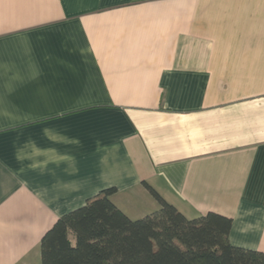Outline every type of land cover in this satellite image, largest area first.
Segmentation results:
<instances>
[{"label": "crops", "instance_id": "obj_1", "mask_svg": "<svg viewBox=\"0 0 264 264\" xmlns=\"http://www.w3.org/2000/svg\"><path fill=\"white\" fill-rule=\"evenodd\" d=\"M144 182L264 254V0H0V264L105 188L154 211Z\"/></svg>", "mask_w": 264, "mask_h": 264}, {"label": "trees", "instance_id": "obj_2", "mask_svg": "<svg viewBox=\"0 0 264 264\" xmlns=\"http://www.w3.org/2000/svg\"><path fill=\"white\" fill-rule=\"evenodd\" d=\"M157 209L129 218L101 190L57 218L39 244L41 264H264V254L229 242L231 220L186 218L151 186Z\"/></svg>", "mask_w": 264, "mask_h": 264}]
</instances>
